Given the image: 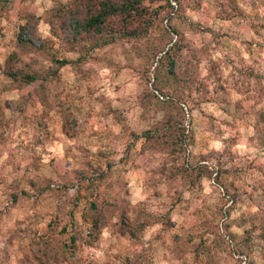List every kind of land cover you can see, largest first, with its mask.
Instances as JSON below:
<instances>
[{
    "label": "rangeland",
    "instance_id": "obj_1",
    "mask_svg": "<svg viewBox=\"0 0 264 264\" xmlns=\"http://www.w3.org/2000/svg\"><path fill=\"white\" fill-rule=\"evenodd\" d=\"M170 2L0 0V264H264V0Z\"/></svg>",
    "mask_w": 264,
    "mask_h": 264
},
{
    "label": "trees",
    "instance_id": "obj_2",
    "mask_svg": "<svg viewBox=\"0 0 264 264\" xmlns=\"http://www.w3.org/2000/svg\"><path fill=\"white\" fill-rule=\"evenodd\" d=\"M164 1L167 7L170 0ZM143 0H80L77 10L70 9L73 22L80 32H89L101 44L105 45L118 38H136L146 31L145 17H149L148 8L142 5ZM20 41H22L20 39ZM23 61L16 55L9 57L5 68V75L14 81L31 83L37 76L23 69ZM59 65L66 61H57ZM74 243L75 239L71 238Z\"/></svg>",
    "mask_w": 264,
    "mask_h": 264
}]
</instances>
